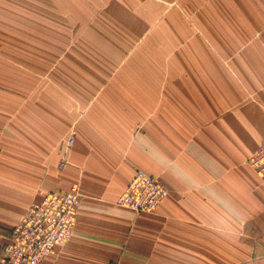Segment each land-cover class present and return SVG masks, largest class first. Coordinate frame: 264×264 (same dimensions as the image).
<instances>
[{
  "label": "crops",
  "instance_id": "0c3cea01",
  "mask_svg": "<svg viewBox=\"0 0 264 264\" xmlns=\"http://www.w3.org/2000/svg\"><path fill=\"white\" fill-rule=\"evenodd\" d=\"M182 71L141 99L134 84L100 93L96 82L75 113L36 126L28 148L0 153V264L41 195L73 186L74 234L41 264H264V182L247 163L264 146V96L251 102L229 76ZM138 170L168 189L155 214L116 205Z\"/></svg>",
  "mask_w": 264,
  "mask_h": 264
},
{
  "label": "rangeland",
  "instance_id": "374dc122",
  "mask_svg": "<svg viewBox=\"0 0 264 264\" xmlns=\"http://www.w3.org/2000/svg\"><path fill=\"white\" fill-rule=\"evenodd\" d=\"M49 1L0 0L2 154L28 148L47 117L79 110L96 82L100 93L134 84L141 99L183 70L264 96V0H77L78 11Z\"/></svg>",
  "mask_w": 264,
  "mask_h": 264
},
{
  "label": "built area",
  "instance_id": "2783aa9c",
  "mask_svg": "<svg viewBox=\"0 0 264 264\" xmlns=\"http://www.w3.org/2000/svg\"><path fill=\"white\" fill-rule=\"evenodd\" d=\"M74 139L68 141V148ZM66 163H61L65 168ZM249 166L264 182V146L259 147L249 160ZM168 189L156 178L138 170L117 199L119 208L135 214H155L168 195ZM82 195L78 186L67 192L53 191L41 195L25 217L12 230L5 245L3 264H41L53 254L57 245L72 238L76 214Z\"/></svg>",
  "mask_w": 264,
  "mask_h": 264
}]
</instances>
